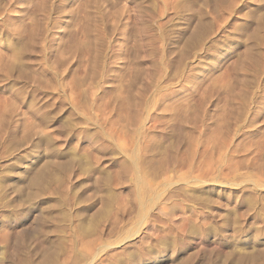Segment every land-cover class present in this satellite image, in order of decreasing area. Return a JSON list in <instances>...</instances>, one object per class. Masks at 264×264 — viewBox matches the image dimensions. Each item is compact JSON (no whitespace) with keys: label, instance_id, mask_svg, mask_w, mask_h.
<instances>
[{"label":"rangeland","instance_id":"rangeland-1","mask_svg":"<svg viewBox=\"0 0 264 264\" xmlns=\"http://www.w3.org/2000/svg\"><path fill=\"white\" fill-rule=\"evenodd\" d=\"M0 264H264V0H0Z\"/></svg>","mask_w":264,"mask_h":264}]
</instances>
